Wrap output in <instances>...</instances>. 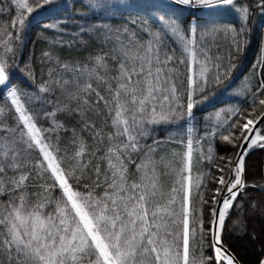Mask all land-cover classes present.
<instances>
[{"label":"snow or ice","instance_id":"obj_1","mask_svg":"<svg viewBox=\"0 0 264 264\" xmlns=\"http://www.w3.org/2000/svg\"><path fill=\"white\" fill-rule=\"evenodd\" d=\"M176 2L205 9L232 6L241 20L240 32L246 30L249 9L245 5L237 7L234 0ZM11 3L17 16L10 25L0 26V35L5 37L0 39V264H208L213 259L216 264H237L221 233L229 212L245 207L239 198L245 187L248 150L264 147V135L256 126L260 117L249 118L256 112V99L264 93V82L253 94L251 113L246 116L240 109L230 110L237 119L227 124V135L219 134L240 151L225 165L227 177H213L220 187L215 188L210 201L205 200L199 191L203 176L193 182L191 175V138L186 156L174 164L164 163V157L155 159L162 141L154 138L150 145L142 143L156 131L155 126L190 121L194 106L206 99H194L210 83L206 63L210 58L200 46L204 59L198 60L195 28L190 29L188 38L178 18L159 15V30L145 26L143 32L148 38L144 40L128 28L113 31L107 25H92L89 32L104 29V40L114 41L111 58L116 67H109L105 55L90 58L91 62L85 64L62 63L57 58L56 66L49 69L48 80L29 94L12 84L8 72L9 56L15 58L22 44L21 32L30 27L20 10L31 14L56 0ZM120 6L111 0L88 3L93 12L101 10L105 14ZM259 7L264 9V0H259ZM159 11L153 9L152 14ZM161 31L175 37L186 54L180 60L187 69L186 103L180 102L183 93L179 76L169 66L174 58L163 50ZM235 44L239 48V41ZM44 55L52 59L51 53ZM197 64L198 71L194 67ZM215 68L211 82L219 83L220 65ZM68 74L70 78H66ZM57 89L67 97L66 103L48 98ZM101 104L113 129L107 136L85 119L86 113L99 109ZM47 105H54L53 110L48 111ZM258 105L264 107V98L258 99ZM58 112L78 113L85 127L93 130L99 146L88 145L72 130L71 148H63L61 132L68 129L57 120ZM42 117L44 122L51 120L49 127L42 126ZM216 119L219 121V113ZM133 154H138V163ZM161 166L175 176L168 194L161 183ZM219 171L224 173L225 168ZM193 186L200 208L191 201ZM204 204L212 205L207 224ZM250 207L257 210L255 203ZM259 211L264 214V208ZM237 223L242 226V221ZM206 244L214 250V257L205 258ZM259 264H264V258Z\"/></svg>","mask_w":264,"mask_h":264},{"label":"trees","instance_id":"obj_2","mask_svg":"<svg viewBox=\"0 0 264 264\" xmlns=\"http://www.w3.org/2000/svg\"><path fill=\"white\" fill-rule=\"evenodd\" d=\"M68 1L56 0L55 4L46 5L39 10H34L31 14H28L26 9L20 10L30 21V27L26 32H21L22 44L17 41L20 47L16 51L15 58L9 56L8 72L12 84L29 94L37 92L43 81L48 80L49 69L56 66L57 58L62 63L85 64L91 62L90 58L105 55L109 67L114 69L116 62L111 58L114 41L104 40L106 31L104 29H101L99 33L89 32L87 29L92 25H107L113 31L128 28L130 31L137 32L138 38L144 40L148 38L147 33L143 32L145 26H149L154 31L159 30V15L168 14L178 18L188 38H191L190 29L195 28L198 60L204 59V56L199 53L200 46L210 58L206 62L210 69L208 73L210 83L204 93L198 94L194 99H200L201 96L206 99L203 103L194 106L190 121L182 120L179 124L155 126L156 131L142 140V143L150 145L154 138L162 141L163 143L157 148L155 159L160 161V158L164 157V163L174 164L176 160L186 156L187 141L191 138L193 182L197 176H203V184L199 191L203 193L205 200L210 201L215 188L220 187L214 182L213 177L221 174L228 176L225 165L229 160H235L239 150L223 141L219 133L223 132L227 135L228 132L225 130L227 124L237 119L230 110L240 109L246 116L252 112L253 94L264 82V9L259 7V0H234L237 7L245 5L250 12L245 25L246 30L243 33L240 32L239 15L232 6L205 9L201 6L183 5L174 0H111V3L121 6L106 14L101 10L93 12L85 5L84 0H74L69 10H62L39 20L34 17L41 11ZM31 2L32 0H29V3ZM0 8L4 9L0 11V26L10 25L17 16L15 5L11 3V0H0ZM157 8L160 11L152 14V10ZM49 25L51 27H48ZM82 27L85 29L83 32ZM233 29L235 31H232ZM9 30L11 31V28ZM161 37L163 50L174 58L169 66L175 68L179 76L178 83L181 84L183 93L180 96V102L186 103L187 69L180 63L181 59L186 58V54L183 53L182 45L170 33L165 34L161 31ZM4 38L0 35V39ZM235 41H239V48L236 47ZM46 52L52 54L51 60L44 55ZM188 59L191 63L190 58ZM217 64L220 65L221 82L214 83L211 81ZM194 67L198 71L199 64ZM224 73L227 75H223ZM66 78H70V74ZM101 94L103 95L104 92L101 91ZM43 95L48 96V94ZM48 98L53 100L59 98L62 104L67 102V97L62 96L58 89ZM259 98H264V93L256 99V112L249 118L259 117L264 110V107L258 105ZM92 99H95L94 95ZM53 108L54 105H47L48 111H52ZM217 113L220 114L219 121L216 119ZM56 118L68 129L66 133L61 132L63 148H71L72 130H75L88 145L99 146L98 141L93 139V130L85 127L78 113L58 112ZM85 119L95 123L96 131L103 129L105 136L113 131L111 119L102 104L99 109L86 113ZM41 123L47 128L51 120L44 122L42 117ZM214 131L217 132L215 136L212 135ZM181 140L183 143L180 142ZM133 156L138 163V154ZM220 168H225L224 173H220ZM130 170L134 172L135 168L131 167ZM160 171L163 190L168 194L175 176L172 171L163 166ZM165 172L166 175L163 174ZM239 199L245 205L244 210L231 211L225 223L222 241L241 264H259L260 259L264 258V228L259 230L262 233L261 237L254 233L252 225L257 222V218L253 216L256 211H253L250 205L255 203L257 212L260 208H264V147L254 150L246 159L245 187ZM191 201L193 206L201 207L200 198L194 186L191 189ZM202 207L207 224L212 205L204 204ZM238 220L242 221V226L237 223ZM251 236H254V242L248 244L245 240ZM203 254L205 258L214 257L213 249L207 244L203 248ZM208 264H216V262L213 259Z\"/></svg>","mask_w":264,"mask_h":264},{"label":"rangeland","instance_id":"obj_3","mask_svg":"<svg viewBox=\"0 0 264 264\" xmlns=\"http://www.w3.org/2000/svg\"><path fill=\"white\" fill-rule=\"evenodd\" d=\"M73 3H74V0H69L68 2L61 3L58 6L53 7L51 9L43 12V14L44 15H51L54 12H59V11H62V10H69V9L72 8V4ZM84 3H85L86 6H88L89 0H84ZM41 14L42 13H39L36 17L40 18L42 16ZM261 134L264 135V127L261 128ZM254 147H257L258 149L261 148L259 146H253V148ZM253 216L257 218V222H254L253 225H252V227L254 228L253 231H254V233L257 234L258 237H261L262 233H260L259 230L264 228V214H262L260 211L257 212V210H256V212L254 213ZM245 241H247L248 244H250L252 241L254 242V236H251L250 238L249 237L246 238ZM247 242L245 244H247Z\"/></svg>","mask_w":264,"mask_h":264},{"label":"water","instance_id":"obj_4","mask_svg":"<svg viewBox=\"0 0 264 264\" xmlns=\"http://www.w3.org/2000/svg\"><path fill=\"white\" fill-rule=\"evenodd\" d=\"M259 117H260V119L257 121V124H256L257 127H261L262 124L264 123V116H259ZM245 147H247V145H245ZM238 151H240V149H239ZM251 151H252V149L248 150V154H249ZM248 154H247V155H248ZM246 158H247V156L245 157V162H246ZM243 179H245V171H244ZM218 199H219V198H218ZM227 249H228V248H227ZM228 251H229V249H228ZM229 254L232 255V256H234L230 251H229ZM234 257H235V256H234ZM236 262H237V264H241V263H239V261H238L237 259H236Z\"/></svg>","mask_w":264,"mask_h":264}]
</instances>
